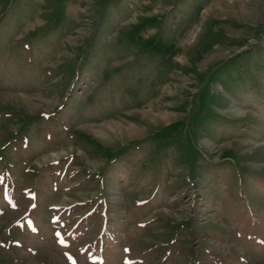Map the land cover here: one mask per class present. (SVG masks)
<instances>
[{
    "label": "rangeland",
    "instance_id": "rangeland-1",
    "mask_svg": "<svg viewBox=\"0 0 264 264\" xmlns=\"http://www.w3.org/2000/svg\"><path fill=\"white\" fill-rule=\"evenodd\" d=\"M0 264H264V0H0Z\"/></svg>",
    "mask_w": 264,
    "mask_h": 264
}]
</instances>
